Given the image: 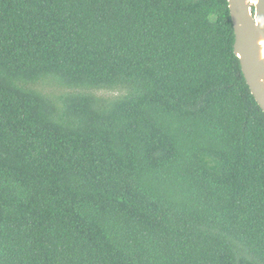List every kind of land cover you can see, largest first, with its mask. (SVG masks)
I'll return each instance as SVG.
<instances>
[{
    "label": "trees",
    "instance_id": "1",
    "mask_svg": "<svg viewBox=\"0 0 264 264\" xmlns=\"http://www.w3.org/2000/svg\"><path fill=\"white\" fill-rule=\"evenodd\" d=\"M227 0H0V264H264V113Z\"/></svg>",
    "mask_w": 264,
    "mask_h": 264
},
{
    "label": "water",
    "instance_id": "2",
    "mask_svg": "<svg viewBox=\"0 0 264 264\" xmlns=\"http://www.w3.org/2000/svg\"><path fill=\"white\" fill-rule=\"evenodd\" d=\"M233 51L255 101L264 113V0H227Z\"/></svg>",
    "mask_w": 264,
    "mask_h": 264
}]
</instances>
